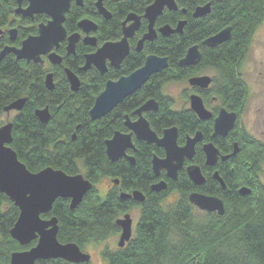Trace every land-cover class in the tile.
<instances>
[{
    "label": "trees",
    "instance_id": "trees-1",
    "mask_svg": "<svg viewBox=\"0 0 264 264\" xmlns=\"http://www.w3.org/2000/svg\"><path fill=\"white\" fill-rule=\"evenodd\" d=\"M153 1L104 0V7L111 13L109 20L98 15L96 0H83L82 7L72 3L64 21L67 33L79 31L78 21L90 18L98 24L94 33L97 46L90 47L79 41L75 55H66V42H62L57 53L63 60L58 66H51L46 60L44 64L26 63L17 60L12 53L6 54L0 60V125L7 115L4 107L27 96L22 110L8 120L13 124L10 146L18 159L31 172L51 166L69 175L81 173L93 183L75 209L69 208L68 199L58 198L52 210L41 215L57 218L59 242H74L83 250L88 244L106 241L118 231L116 219L130 209L118 192L139 190L145 200L134 203L140 209L134 234L124 247L103 252L107 264H264V182L261 180L264 142L252 136L239 120L249 92L242 77V66L253 35L264 20V0H177V11L165 9L155 26L169 24L174 27L180 20H186L181 34L169 37L158 34L153 41H145L143 49L137 52L134 45L147 30V21L142 18L139 29L129 40L130 52L118 69L108 67L104 74L94 67L82 71L86 54L104 42L120 39L121 24L126 15L142 16ZM208 2L211 3L210 13L194 18V9ZM16 5L15 0H0V50L8 44L19 46L24 38L37 33L38 24L48 19L44 14L35 15L33 21L21 18L14 14ZM12 26L18 29L14 42L9 40L6 32ZM226 26L232 28L228 41L214 48L202 45L203 40ZM193 44L199 45L200 62L195 66L180 67L178 61ZM150 54L166 56L168 68L152 75L138 91L107 115L92 120L89 110L105 82L130 74L142 66ZM65 67L79 77L80 86L75 92L69 87ZM50 71L55 83L53 90L47 89L44 81ZM208 71L212 74L210 86L185 89L183 98L187 101L188 93L196 90L206 108L213 112V117L221 106L235 111L238 114L236 125L225 138L212 137L213 119L199 120L189 106L175 109L174 99L166 92L169 83L187 84L189 77ZM150 98L158 102V110L144 116L159 136L164 129L176 126L177 141L182 144L186 136L200 131L203 141L213 142L224 155L231 153L233 144L237 143V153L208 167L201 145L197 144L192 163L200 166L205 177V183L199 187L189 180L185 170L179 172L177 181L166 178L164 172L156 177L151 169V159L153 155L163 157V149L135 138L134 165L123 158L110 161L105 152V140L115 131L127 132L125 115L134 119V111ZM44 106L50 111V119L45 124L34 113L35 109ZM214 171L223 180L224 188L214 179ZM161 178L166 180L167 188L156 193L150 186ZM102 179H118L120 187L102 197L96 187ZM243 186L250 189L249 194H239L238 190ZM192 191L221 198L224 214L198 210L188 200ZM170 194L176 196L166 202ZM18 215L19 209L0 193L1 264H9L12 252L35 244L33 241L20 246L10 236L9 231ZM35 264L75 263L47 259Z\"/></svg>",
    "mask_w": 264,
    "mask_h": 264
},
{
    "label": "water",
    "instance_id": "water-1",
    "mask_svg": "<svg viewBox=\"0 0 264 264\" xmlns=\"http://www.w3.org/2000/svg\"><path fill=\"white\" fill-rule=\"evenodd\" d=\"M16 8L14 14L21 18L33 20L35 15L44 14L48 17L46 22L37 26V33L24 38L19 46L8 44L0 50V60L6 54L12 53L17 60H24L26 63L43 64V56L52 65H60L62 56L57 53V49L62 41H66V54L74 55L76 44L81 42L90 47L97 46V39L94 33L98 29V24L90 18H82L78 21L79 31L68 34L64 21L71 4L82 7L83 0H15ZM23 1L26 5L23 6ZM177 0H154L149 4L142 16L128 13L121 24V38L116 41H107L98 46L93 52L84 57L82 71L94 67L99 73L104 74L108 66L118 69L124 58L130 52L129 40L132 39L139 29L141 19L147 21L146 32L137 40L135 50L140 52L145 41H153L157 35L169 37L172 34H181L186 20H180L174 27L169 24L155 26L156 20L163 14L165 9L177 11ZM104 0H96L95 7L99 16L105 20L111 18V13L104 7ZM211 3L197 6L192 16L194 18L203 17L210 13ZM183 13L185 10L182 11ZM7 35L11 42L17 39L18 29L10 27ZM2 30H0V34ZM232 36L231 26H226L215 34L203 40L202 45L214 48L228 41ZM202 54L198 44L188 47L185 55L178 61L180 67L195 66L201 60ZM169 62L166 56L150 54L145 57L144 63L128 75L118 79H109L105 82L103 90L95 97L94 103L89 110L92 120L99 119L111 112L126 97L138 91L142 85L154 74L161 73L168 68ZM67 80L71 91L79 89L80 80L78 76L69 68H65ZM188 85L197 89H207L212 77L207 74L194 75L188 78ZM47 89H54L53 74L48 73L45 77ZM28 97L15 99L4 111L8 114L11 111L19 112L25 105ZM189 108L201 121L213 119L212 137L225 138L236 125L238 114L229 111L225 107L218 108L213 117L211 110L204 105L201 95L193 92L189 95ZM158 110V102L154 98L145 101L138 107L134 114L135 120L125 116L124 125L129 130L128 133L115 131L113 135L105 140V152L107 158L115 162L124 158L130 165L135 164V157L128 154V150H135L132 136L148 144H154L164 151L163 157L153 155L151 159V169L156 177L164 171L166 177L171 181H177L179 172L185 169L189 180L199 187L205 183L199 165L190 163L186 167L184 162L192 160L195 154L196 145L203 141V135L197 131L194 135H188L184 144H178V129L171 126L163 130L159 136L150 127L149 121L144 116L147 112ZM35 116L45 124L50 119L48 106L35 109ZM11 121L0 125V193L5 194L9 200L19 209V215L10 229L12 239L20 246L35 244L24 250L14 251L10 255L9 264H35L38 260L62 259L71 263H88L90 254L84 252L81 247L74 242L61 243L57 239L58 221L55 216L43 218L52 210L54 202L58 199H68L69 208L75 209L83 200L84 196L93 187V183L78 173L69 175L61 169L51 166L45 167L38 172L29 171L18 159L16 152L11 148L12 142ZM74 137V135H73ZM202 151L205 156V165L214 167L219 161H226L234 156L238 151L237 143L233 144V150L229 154H222L211 141L202 143ZM221 187H225L223 180L217 171L213 173ZM118 183V180H113ZM167 182L160 179L151 184L150 189L156 193L164 191ZM240 195H247L250 189L243 186L238 190ZM121 197H133L137 203L145 200V195L139 190H133L126 194L121 192ZM188 200L198 210L205 212H216L223 215L225 212L224 202L214 195H207L199 191H192L188 195ZM116 225L120 227L121 234L118 240V247L122 248L128 242L132 234V219L129 214H124L116 219ZM1 264V263H0Z\"/></svg>",
    "mask_w": 264,
    "mask_h": 264
},
{
    "label": "rangeland",
    "instance_id": "rangeland-1",
    "mask_svg": "<svg viewBox=\"0 0 264 264\" xmlns=\"http://www.w3.org/2000/svg\"><path fill=\"white\" fill-rule=\"evenodd\" d=\"M212 76L210 71L204 72ZM242 77L246 82L249 92L242 113L239 115L240 123L256 139L264 142V20L256 29L251 40L244 64L242 66ZM185 89H191L188 83H169L166 92L174 99L175 109L188 107V100L183 98ZM15 111L9 112L4 118L3 123L10 120ZM264 171V166H263ZM264 182V172L261 176ZM108 180L102 179L97 185V189L102 197L105 194ZM176 194H170L166 202L174 200ZM140 211H135V221L139 219ZM122 217V216H121ZM117 249L116 239L110 236L106 241L97 244H88L83 251L90 254L88 264H107L103 255L105 250L114 251Z\"/></svg>",
    "mask_w": 264,
    "mask_h": 264
},
{
    "label": "flooded vegetation",
    "instance_id": "flooded-vegetation-1",
    "mask_svg": "<svg viewBox=\"0 0 264 264\" xmlns=\"http://www.w3.org/2000/svg\"><path fill=\"white\" fill-rule=\"evenodd\" d=\"M22 5H23V3H22ZM26 5V4H25ZM25 5H23V6H25ZM30 20V19H29ZM34 20V19H33ZM33 20H31V21H33ZM12 27H16V26H12ZM17 28V27H16ZM9 29V28H8ZM7 29V30H8ZM81 41V40H80ZM62 42H66V41H62ZM61 42V43H62ZM137 42V41H136ZM60 43V44H61ZM130 44V43H129ZM136 44V43H135ZM12 45V44H11ZM20 45V44H19ZM77 45V44H76ZM134 47H135V45H134ZM59 48V47H58ZM130 49H131V45H130ZM135 49V48H134ZM143 49V48H142ZM136 51V50H135ZM60 55V54H59ZM67 55V54H66ZM75 55V54H74ZM43 60H44V63H45V60L51 65V66H58V65H52L48 60H47V58H46V56H43ZM62 60H63V58H62ZM30 63V62H29ZM43 63V64H44ZM62 63V62H61ZM38 64H40V63H38ZM108 67H111V66H108ZM65 68H67V67H65ZM64 68V69H65ZM112 68V67H111ZM114 68V67H113ZM48 73H52L51 71L50 72H48ZM47 73V74H48ZM65 73V72H64ZM46 74V75H47ZM53 74V73H52ZM66 75V74H65ZM77 75V74H76ZM199 75H202V74H199ZM46 77V76H45ZM67 78V77H66ZM79 78V77H78ZM45 81V80H44ZM68 81V80H67ZM53 82H54V78H53ZM69 83V82H68ZM188 83V82H187ZM54 87H55V83H54ZM69 87H70V85H69ZM191 89L190 90H193V89H197V88H193V87H190ZM193 92H197L196 90L195 91H193ZM193 92H189L188 93V98H189V95L190 94H192ZM198 93V92H197ZM202 97V96H201ZM188 103H189V100H188ZM206 107V106H205ZM190 109V108H189ZM208 109V108H207ZM213 113V112H212ZM135 115V114H134ZM126 116V115H125ZM130 118V117H129ZM131 119V118H130ZM136 119V115H135V118L134 119H131V120H135ZM125 121V120H124ZM127 129V128H126ZM128 130V129H127ZM123 132V131H122ZM129 132V130L126 132V133H128ZM190 136H192V135H190ZM187 137V136H186ZM133 138H135L134 137V135L132 136V140H133ZM136 139V138H135ZM137 140V139H136ZM139 141V140H138ZM204 141H202V142H200V143H198V144H200L201 145V149H202V143H203ZM133 143H134V141H133ZM182 144H184V143H182ZM182 144H180V145H182ZM134 146H135V144H134ZM136 149V148H135ZM135 150H128L127 151V153L128 154H131V155H133L132 154V152H134ZM195 152H196V148H195ZM195 155V154H194ZM134 156V155H133ZM194 158V157H193ZM192 158V159H193ZM124 159V158H123ZM190 163H192V160H186L185 162H184V166L186 167L187 165H189ZM183 170H185V169H183ZM162 172H164V171H162ZM162 172H161V174H162ZM165 173V172H164ZM161 174H160V176H161ZM159 176V177H160ZM166 176V175H165ZM167 178V177H166ZM161 179H163V178H161ZM106 180H108V185H107V188L105 189V194L103 195V196H106L111 190H115V189H118L119 187H120V182H119V180H118V183H115L113 180H111V179H106ZM114 180H116V179H114ZM165 180V179H164ZM132 191L133 190H130V191H119L118 192V194H119V197H120V199L122 200V201H124V202H126V204L130 207V209L128 210V211H126V212H124L122 215H120L119 217H121V216H123L124 214H129L130 215V217H131V219H132V234H131V238H132V236H133V234H134V230H135V227H136V224H137V222H138V220L137 221H135V218H134V216H135V211L136 210H139L140 211V209L137 207V206H134V203H137L134 199H133V197H126V198H122L121 197V192H124V193H126V194H130V193H132ZM116 192V191H115ZM118 217V218H119ZM118 227V231H117V233H115L114 235H113V237L116 239V245H117V249L118 248H120V247H118V240H119V237H120V234H121V229H120V227L119 226H117ZM127 242H125V244H126ZM125 244H124V246H125ZM123 246V247H124Z\"/></svg>",
    "mask_w": 264,
    "mask_h": 264
}]
</instances>
